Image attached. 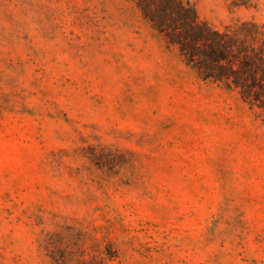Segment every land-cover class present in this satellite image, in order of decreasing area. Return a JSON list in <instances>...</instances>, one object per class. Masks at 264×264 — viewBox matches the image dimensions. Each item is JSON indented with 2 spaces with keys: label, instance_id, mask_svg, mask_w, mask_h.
<instances>
[{
  "label": "rangeland",
  "instance_id": "obj_1",
  "mask_svg": "<svg viewBox=\"0 0 264 264\" xmlns=\"http://www.w3.org/2000/svg\"><path fill=\"white\" fill-rule=\"evenodd\" d=\"M0 264H264V0H0Z\"/></svg>",
  "mask_w": 264,
  "mask_h": 264
},
{
  "label": "trees",
  "instance_id": "obj_2",
  "mask_svg": "<svg viewBox=\"0 0 264 264\" xmlns=\"http://www.w3.org/2000/svg\"><path fill=\"white\" fill-rule=\"evenodd\" d=\"M217 36L219 35V34H216ZM218 54H219V57H220V60L221 59H226L227 57H225V54H224V52L223 51H218ZM214 62H218L219 61V59L218 60H214V59H212Z\"/></svg>",
  "mask_w": 264,
  "mask_h": 264
}]
</instances>
